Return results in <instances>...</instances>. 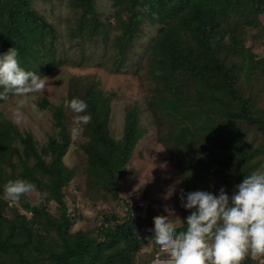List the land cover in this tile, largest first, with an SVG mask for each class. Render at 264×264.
Listing matches in <instances>:
<instances>
[{
	"label": "trees",
	"instance_id": "16d2710c",
	"mask_svg": "<svg viewBox=\"0 0 264 264\" xmlns=\"http://www.w3.org/2000/svg\"><path fill=\"white\" fill-rule=\"evenodd\" d=\"M34 1L0 0V55L14 47L21 67L43 76L64 60L54 44L53 24L34 8ZM71 1L80 14L69 27L70 39L91 43L101 37L106 41V19L97 14L94 0ZM112 4L118 8L113 21L120 32L113 38V48L120 64L137 32L139 17L144 15L159 25L144 58L152 83L147 104L160 113L159 121L167 130L161 139L177 153L178 168L187 175L234 166L236 172L229 174L236 185L242 182L259 163L258 148L246 145L244 137L250 130L264 132V98L248 81L253 75L264 77V58H256L244 46L241 30L264 24L259 18L264 15V0H112ZM226 19L234 20L229 30L224 27ZM82 100L92 117L88 128L96 136L87 148V184L116 195L141 136L137 107L132 106L123 135L115 139L108 130L110 97L93 81ZM40 103L48 106L45 99ZM48 107L57 131L41 149L29 131L22 132L10 119L0 117V264H131L129 253L145 241H154L153 232L137 237L136 214L128 212V219L113 227L108 222L111 217L104 215L102 240L81 229L70 230L73 222L61 192L72 175L62 162L70 134L61 106ZM215 133L222 134L219 140L228 149L223 158L211 148ZM17 179L34 183L40 194L47 191V200L59 205V217L53 218L43 202L39 207L30 204L26 195L19 201L21 211L13 209V215H3V205H9L3 197L5 185ZM51 231L53 236L44 234ZM242 264H254L253 258L248 256Z\"/></svg>",
	"mask_w": 264,
	"mask_h": 264
},
{
	"label": "rangeland",
	"instance_id": "374dc122",
	"mask_svg": "<svg viewBox=\"0 0 264 264\" xmlns=\"http://www.w3.org/2000/svg\"><path fill=\"white\" fill-rule=\"evenodd\" d=\"M33 5L53 24L57 33L54 44L56 46L58 44L59 57L64 61L51 73L43 75L50 78L51 87L43 96L34 94L37 99L31 101L22 110L25 121L15 126L22 132L29 131L36 147L41 149L57 131L51 117L52 109L48 106L57 105L63 109L70 134V144L62 162L70 168L72 175L70 181L62 185L61 192L67 214L73 222L71 231L81 229L97 240H102L101 228L104 215L111 217L108 222L113 227L127 220L128 212L132 211V214H136L139 219L136 235L141 238L152 232L154 216L168 214L166 208L171 209L181 220L190 214L191 210H186L181 205V191L187 193L202 190L218 194L219 189L224 187L231 196L236 184L229 172H236V167L229 166L225 169L218 167L216 171L203 173L191 171V178H187L175 163L177 153L173 149H168L162 142L161 138L166 137L167 130L165 124L159 121L160 113L156 114L148 107L147 100L152 83L148 79L144 61L148 47L157 34L159 27L157 23L151 22L144 15L139 17L137 32L130 40L124 60L120 64L117 60V52L113 48V38L120 29L113 21L118 8L112 4V0H94L97 14L106 19L108 37L106 41L101 40L100 37L91 43L77 38L73 41L70 39L69 27L75 24L80 14V10L73 6L71 0H35ZM259 18L264 23V15H260ZM233 22L232 19H226L224 27L229 30ZM241 33L244 46L251 48L256 58H264V24L243 29ZM75 41L82 44H76ZM246 71L244 69L241 72L244 74ZM93 81L98 84L102 93L110 97L108 130L113 138H121L126 116L132 110V106L137 107L138 130L141 136L132 148L131 157L118 182L116 195L111 190L87 184L89 154L87 148L93 146L96 136L92 129L88 128V124H79L76 120L77 114L65 105V101L74 98L82 100L86 88ZM248 81L255 85V91L264 98V77L257 78L253 75ZM19 99L21 97L10 96L7 100H0V117L4 115L12 120V113ZM42 99L48 103L47 107L41 106ZM214 136L215 139L210 140L211 148L218 158H223L228 154V149L224 142L219 140L222 134L215 133ZM226 138L229 139L230 136L227 135ZM244 140L246 145L257 147L259 151L256 155L259 163L252 172L264 170V132L250 130ZM43 156L46 158L44 154ZM165 163L166 167H161V164ZM181 164L187 167L183 159ZM172 189V195L169 197L168 193ZM25 195L32 205L43 195L44 206L52 212L53 218L59 217V205L54 200H47V191L40 194L36 188V191ZM140 201L143 202L142 206L137 205ZM7 206L10 211L6 209ZM13 209L21 211L20 202L9 200V205H3L1 213L9 217ZM30 213L25 214L30 215ZM44 234L53 236L52 231ZM156 247L153 240L143 242L140 248L129 253V262L150 264ZM249 256L253 258L254 264H264V256L253 257L251 254Z\"/></svg>",
	"mask_w": 264,
	"mask_h": 264
},
{
	"label": "clouds",
	"instance_id": "9594fccd",
	"mask_svg": "<svg viewBox=\"0 0 264 264\" xmlns=\"http://www.w3.org/2000/svg\"><path fill=\"white\" fill-rule=\"evenodd\" d=\"M49 87V77L21 67L16 48L10 47L0 55V100L21 97L12 113L14 125L19 126L25 121L22 110L37 99L34 94L43 96ZM65 105L77 114L79 124L91 122L85 101L74 98L65 101ZM161 167H166V163ZM191 175L188 172L186 176L191 178ZM34 191L36 185L28 180L8 181L4 198L19 202L25 194ZM172 192L173 189L168 193L169 197ZM180 200L183 208L191 210L184 220L167 208V215L152 218L154 243L169 257L167 264H242L250 254L264 256V170L244 177L235 185L231 196L221 187L218 194L202 190L181 191ZM42 202L43 195L34 206L39 207ZM185 225L186 230L177 231Z\"/></svg>",
	"mask_w": 264,
	"mask_h": 264
},
{
	"label": "built area",
	"instance_id": "2783aa9c",
	"mask_svg": "<svg viewBox=\"0 0 264 264\" xmlns=\"http://www.w3.org/2000/svg\"><path fill=\"white\" fill-rule=\"evenodd\" d=\"M140 206L142 202L138 203ZM169 257L162 252V249L157 245L156 252L153 254V259L150 264H167Z\"/></svg>",
	"mask_w": 264,
	"mask_h": 264
}]
</instances>
